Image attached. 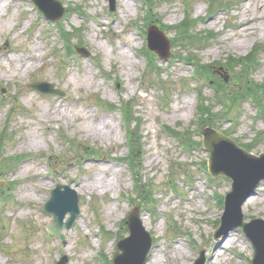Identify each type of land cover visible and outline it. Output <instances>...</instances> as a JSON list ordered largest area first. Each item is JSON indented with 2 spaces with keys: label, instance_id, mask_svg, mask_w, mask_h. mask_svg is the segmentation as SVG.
Here are the masks:
<instances>
[{
  "label": "rangeland",
  "instance_id": "obj_1",
  "mask_svg": "<svg viewBox=\"0 0 264 264\" xmlns=\"http://www.w3.org/2000/svg\"><path fill=\"white\" fill-rule=\"evenodd\" d=\"M60 1L69 11L57 26L29 0H0V264H57L63 256L65 264H113L135 205L153 240L145 264L154 257L193 264L201 249L204 264H250L253 248L239 227L213 237L230 180L199 167L209 157L203 149L189 152L176 141L200 140L211 123L251 153L264 152V35L245 46L232 28L258 15L264 0H224L220 11L208 6L215 0H185L189 8L184 0H147L149 7L116 0L113 12L108 0ZM188 12L186 36L175 28ZM150 24L170 39L165 61L147 49ZM57 27L71 52L90 55L61 63ZM251 50L258 66L236 62ZM193 64L224 66L229 78L207 71L209 85L193 76ZM36 81L64 96L31 89ZM202 103L209 105L199 115ZM134 173L146 185L142 196ZM57 182L74 189L80 209L63 240L46 231L53 222L43 211ZM242 212L246 222L264 220V180Z\"/></svg>",
  "mask_w": 264,
  "mask_h": 264
},
{
  "label": "water",
  "instance_id": "obj_2",
  "mask_svg": "<svg viewBox=\"0 0 264 264\" xmlns=\"http://www.w3.org/2000/svg\"><path fill=\"white\" fill-rule=\"evenodd\" d=\"M44 15L46 19L59 20L65 14V8L58 0H31ZM110 9L113 10L115 0H109ZM155 38H160L164 45L158 46ZM148 46L157 52L160 58L168 56L169 42L163 32L157 27L151 26L148 29ZM78 52L86 53L83 49ZM221 69V68H220ZM225 79L228 76L223 75ZM43 93H56L63 95L59 89H54L53 84L44 81H37L30 85ZM202 145L210 153L208 168L213 176L220 174L232 180L231 190L224 199L225 211L221 217L222 225L231 223L228 229L242 226L247 237L252 241L254 247V258L252 264H264V221L254 219L249 223L243 222L241 206L243 202L253 194L254 189L264 180V153L259 156L247 153L244 149L228 136L211 126L203 127L201 131ZM63 188V189H62ZM44 209L53 215L54 226H48L47 230L63 237L61 228L64 224L68 229L79 215L78 196L70 187L58 183L50 191V199L45 203ZM69 213L66 222L63 217ZM130 235L117 243V252L113 259L114 264H144L148 251L151 247V236L145 230L140 219V208L136 206L126 220ZM222 227V226H221ZM220 227V232L223 228ZM63 257L57 264H65ZM203 259H198L196 264H202Z\"/></svg>",
  "mask_w": 264,
  "mask_h": 264
},
{
  "label": "bare ground",
  "instance_id": "obj_3",
  "mask_svg": "<svg viewBox=\"0 0 264 264\" xmlns=\"http://www.w3.org/2000/svg\"><path fill=\"white\" fill-rule=\"evenodd\" d=\"M256 16H245L242 19H238L236 23H233V30L236 34V36L240 39V42L244 44L245 46H248L250 43V40L255 37L256 34H262L264 35V5L258 4L255 8ZM257 24V25H256ZM145 216H143V222H144ZM231 225L230 222L227 223V227ZM153 264H159V261L157 258H153L151 262Z\"/></svg>",
  "mask_w": 264,
  "mask_h": 264
},
{
  "label": "trees",
  "instance_id": "obj_4",
  "mask_svg": "<svg viewBox=\"0 0 264 264\" xmlns=\"http://www.w3.org/2000/svg\"><path fill=\"white\" fill-rule=\"evenodd\" d=\"M146 3H147L148 6L151 5V1L148 3V1L146 0ZM223 3H224L223 0H215V2H212L211 1V8H217L218 6L222 5ZM213 4H214V6H213ZM184 5L186 7H189L190 4L186 3L185 0H184ZM188 17H189V13H187L185 20L182 23H180L178 26H176V28H175V30L180 31L181 34L186 35V36L189 35V33L187 32V29H188V27L190 25V24L188 25V23L190 22V19ZM66 39H67V43L69 45V43H70V41H69L70 40V37H68V38L66 37ZM144 50L146 51V49H144ZM152 61H153V59H152ZM240 61H242V60H238V62H240ZM246 61H249L248 63H254L255 62V58L254 59L253 58L252 59L246 58ZM152 64L153 63H150V65H152ZM207 71L209 72V70H207V66H201V65L199 66L197 64V73L198 74L207 75L208 76ZM198 91L201 92V90H198ZM110 107H112V106H110ZM203 107L206 108V106L203 103L200 104V109H201L202 113H207V111H204L203 112V110H206V109H203ZM121 111L123 112V108H121ZM209 116L211 117V115H209ZM180 141L183 144V146L185 148H187V149H192L194 146H198L200 144L198 140H192V138H186L185 140H181L180 139ZM131 169H133L132 165H131ZM133 176L136 177V179H135L136 180V183L135 184L139 188H142V190L141 189L140 190H137L138 193H139V195L142 196L143 195V192H145L146 185L145 184L138 185L137 184V182H138L137 181V174L134 173Z\"/></svg>",
  "mask_w": 264,
  "mask_h": 264
}]
</instances>
